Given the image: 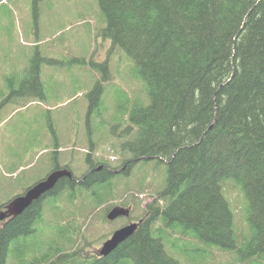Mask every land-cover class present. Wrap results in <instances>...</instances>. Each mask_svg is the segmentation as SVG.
<instances>
[{"label":"trees","instance_id":"trees-1","mask_svg":"<svg viewBox=\"0 0 264 264\" xmlns=\"http://www.w3.org/2000/svg\"><path fill=\"white\" fill-rule=\"evenodd\" d=\"M98 2L104 16L101 34L132 57L150 97L148 105L124 110L120 135L119 127L112 128L121 138L114 144L120 148L116 153L122 155L123 167L127 164L122 173L130 176L137 162L157 160L158 165H168L166 181L137 231L116 250L107 257L81 254V239L75 238L80 230L76 210L85 217L83 228L93 224L103 204L107 209L113 205L118 174L109 167L119 166L110 165L104 153L93 154L98 145L93 141L83 175L54 156L51 172L68 168L73 176L61 178L21 215L0 226V264H8L11 249L36 234L35 224L46 221V199L65 193L61 212L65 215L64 208L74 206L65 215L68 229L53 237L50 249L56 253L30 264H179L167 251L163 236L166 229L172 236L180 228L186 238L248 258L242 264L264 259V0ZM36 76L42 91L38 71ZM139 83L145 103L147 96ZM104 88L100 79L88 93L90 138L92 114L103 103ZM144 183H138V192L144 190ZM228 184L240 186L248 200L251 234L242 245L238 236L243 232L224 195ZM94 195L98 203L79 210ZM56 204L55 200L54 208ZM35 248L45 252L48 245Z\"/></svg>","mask_w":264,"mask_h":264},{"label":"rangeland","instance_id":"rangeland-1","mask_svg":"<svg viewBox=\"0 0 264 264\" xmlns=\"http://www.w3.org/2000/svg\"><path fill=\"white\" fill-rule=\"evenodd\" d=\"M101 18L104 16L98 0H0V207L44 179L55 167L54 156H58L62 165L69 163L77 175L86 173L85 158L92 141L98 143L91 150L93 154L109 156L110 165L119 166L114 170L123 168L122 155L116 153L120 148L114 147L121 138L112 133V128L119 127L120 135L125 128L124 110L148 105L150 97L132 57L101 34ZM100 79L105 84L103 103L92 114L90 138L88 93ZM138 80L147 96L145 103L140 97L142 88ZM11 87L13 90H9ZM158 164L157 160L139 161L130 176L118 172L114 178L118 188L113 205L107 209L108 205L103 204L91 226L81 228L85 217L76 210L80 230L75 238L81 239V254L96 255L115 230L141 218L148 204L156 202L168 166ZM140 181L145 182L142 192L137 188ZM126 184L131 188L127 189ZM235 185L228 184L224 195L243 232L242 236L238 234V243L242 245L251 234L248 200L241 187ZM66 197L65 193L46 199V221L35 224L36 234L23 238L11 249L8 264H30L43 255L56 253L50 249L52 239L68 229L65 215L74 208L68 204L66 209L63 207L65 215L61 212ZM55 200L57 208L53 205ZM97 203L94 195L79 210ZM130 204L134 205L131 217L107 219L113 206ZM179 231L171 236V229H166L163 236L167 251L179 264H242V260L248 259L222 251L219 246L186 238L181 228ZM44 245H48L45 252L35 248ZM21 257L26 260L20 261ZM255 260L258 261L255 264H264L262 258Z\"/></svg>","mask_w":264,"mask_h":264},{"label":"water","instance_id":"water-1","mask_svg":"<svg viewBox=\"0 0 264 264\" xmlns=\"http://www.w3.org/2000/svg\"><path fill=\"white\" fill-rule=\"evenodd\" d=\"M127 164L121 169L124 170ZM102 169V165L98 167ZM73 172L68 168L58 169L48 174L44 179L32 185L24 194L18 195L11 200L6 206V210H0V221L6 218H15L21 215L28 207H30L35 201L41 199L45 194L51 191L61 178H72ZM132 205H115L108 214L107 219L113 221L119 217H130L132 214ZM139 222H131L120 229L115 230L111 236L106 239L102 246L98 248L97 254L100 257L109 256L114 250H116L121 243L126 241L131 235H133L139 228Z\"/></svg>","mask_w":264,"mask_h":264},{"label":"flooded vegetation","instance_id":"flooded-vegetation-1","mask_svg":"<svg viewBox=\"0 0 264 264\" xmlns=\"http://www.w3.org/2000/svg\"><path fill=\"white\" fill-rule=\"evenodd\" d=\"M134 161H138L137 159H134ZM135 166V165H134ZM109 169H110V172H112V173H116V171L117 170H114V169H112L111 167H109ZM126 169V168H125ZM124 169V170H125ZM124 170H122V171H124ZM8 205V203L7 204H5V205H3L1 208H0V210H6V206ZM130 205H132V204H130ZM149 205V204H148ZM133 206V210H134V205H132ZM132 210V211H133ZM13 218H10V217H8V218H6L5 220H3V221H0V226H3V225H6V223H8L9 221H11ZM143 220H144V217H141V218H139V219H136V220H131V221H129V222H139V221H141V223L143 222ZM140 226V225H139ZM174 232H176V230L174 231ZM98 251V250H97ZM97 251H96V254H97Z\"/></svg>","mask_w":264,"mask_h":264},{"label":"bare ground","instance_id":"bare-ground-1","mask_svg":"<svg viewBox=\"0 0 264 264\" xmlns=\"http://www.w3.org/2000/svg\"><path fill=\"white\" fill-rule=\"evenodd\" d=\"M138 161H139V160H138ZM121 171H122V170H117L116 173L121 172ZM117 219H118V218H117ZM115 220H116V219H115ZM130 223H131V222H130ZM130 223H129V224H130ZM129 224H127V225H129ZM125 226H126V225H125ZM123 227H124V226H123ZM121 228H122V227H121ZM119 229H120V228H119Z\"/></svg>","mask_w":264,"mask_h":264},{"label":"crops","instance_id":"crops-1","mask_svg":"<svg viewBox=\"0 0 264 264\" xmlns=\"http://www.w3.org/2000/svg\"><path fill=\"white\" fill-rule=\"evenodd\" d=\"M34 46V45H33ZM9 90H13V88L11 87ZM15 91V90H14ZM2 92H5V91H2Z\"/></svg>","mask_w":264,"mask_h":264}]
</instances>
